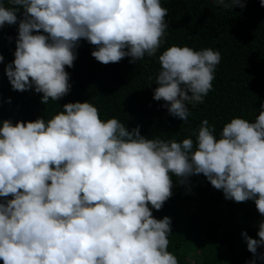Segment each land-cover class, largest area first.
Listing matches in <instances>:
<instances>
[{"label": "clouds", "instance_id": "1", "mask_svg": "<svg viewBox=\"0 0 264 264\" xmlns=\"http://www.w3.org/2000/svg\"><path fill=\"white\" fill-rule=\"evenodd\" d=\"M0 0V28L18 23L14 60L5 74L15 91L42 93L41 103L71 90V68L81 39L102 64L156 55L164 42L168 9L161 0ZM215 3L228 7L225 0ZM246 0H231L243 8ZM264 7V0H260ZM23 9L22 19L17 13ZM41 30L45 34H40ZM36 34H33V33ZM221 53L171 46L159 55L153 99L187 123L213 89ZM4 57L0 54V62ZM11 101L9 100V103ZM254 122L232 118L219 139L207 119L195 148L149 139L116 118L102 120L88 101L64 104L51 119L0 122V260L3 264H178L168 251L171 218L157 219L182 185L203 174L224 198L254 201L264 216V104ZM11 199H7L8 197ZM150 205V206H149ZM255 264L264 245L241 233ZM259 259L264 260V254Z\"/></svg>", "mask_w": 264, "mask_h": 264}, {"label": "trees", "instance_id": "2", "mask_svg": "<svg viewBox=\"0 0 264 264\" xmlns=\"http://www.w3.org/2000/svg\"><path fill=\"white\" fill-rule=\"evenodd\" d=\"M5 7H13L3 0ZM217 4L214 0H161L168 9L165 20L168 29L164 42L153 57L130 63L125 57L118 63L98 62L91 52L95 46L81 39L76 48L74 66L65 70L70 75V92L58 101L42 104V93L34 88L15 91L5 74L6 66L14 60L18 23L0 28V122L6 119L34 121L38 117L51 119L63 111L69 102L88 101L99 110L100 118H116L130 131L140 127L141 135L149 139L194 143L201 122L208 120L219 139L223 126L232 118L254 122L264 104V7L260 0H246L243 8ZM23 9L17 13L22 17ZM33 34H36L35 32ZM40 34H45L41 30ZM194 50L211 48L221 53L216 67L213 89L204 102L188 104L187 123L169 114L165 101L154 100L155 78L161 70L158 57L171 46ZM9 100L11 101L9 103ZM172 176L173 195L161 210L152 209L153 216L171 218L168 251L178 264H248L254 259L241 233L259 239V222L264 216L254 201L235 202L224 198L203 174L189 177L182 185ZM5 198L0 197V200ZM7 199H11L9 196ZM150 206V205H149ZM204 251L205 254L199 252ZM257 249L255 264H264ZM0 264L3 261L0 260Z\"/></svg>", "mask_w": 264, "mask_h": 264}, {"label": "rangeland", "instance_id": "3", "mask_svg": "<svg viewBox=\"0 0 264 264\" xmlns=\"http://www.w3.org/2000/svg\"><path fill=\"white\" fill-rule=\"evenodd\" d=\"M199 253H200V254H205L204 251H201V252H199ZM189 264H196V263H195V261H193V259H191Z\"/></svg>", "mask_w": 264, "mask_h": 264}]
</instances>
